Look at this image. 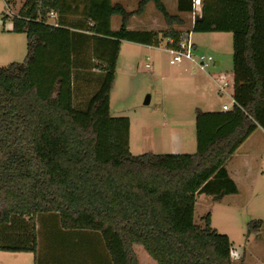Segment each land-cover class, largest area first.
<instances>
[{
	"label": "trees",
	"instance_id": "obj_1",
	"mask_svg": "<svg viewBox=\"0 0 264 264\" xmlns=\"http://www.w3.org/2000/svg\"><path fill=\"white\" fill-rule=\"evenodd\" d=\"M150 2L175 46L185 18L163 0H139L134 10L113 0H26L11 17L12 32L26 34L27 54L0 67V251L31 252L35 264H141L135 245H142L156 264H236L233 243L210 214L204 227L195 223V205L200 194L219 201L239 192L227 162L264 130V0H202L193 30L233 34V106L195 108L194 153L134 155L131 120L112 115L111 92L122 42H160L155 30L129 28ZM192 6L177 0L179 13ZM92 76L96 89L76 102L78 83ZM261 225L252 220L249 231Z\"/></svg>",
	"mask_w": 264,
	"mask_h": 264
},
{
	"label": "rangeland",
	"instance_id": "obj_2",
	"mask_svg": "<svg viewBox=\"0 0 264 264\" xmlns=\"http://www.w3.org/2000/svg\"><path fill=\"white\" fill-rule=\"evenodd\" d=\"M171 14H181L185 25L176 28L184 34L191 31L193 42L198 50L212 54L222 61L219 68L224 73L233 72V34L232 32L194 31L192 15L179 13L170 2L163 0ZM26 0H0V67L12 62H22L27 54L25 33L7 31L4 27L5 14H19ZM128 10L138 6L137 0L121 1ZM14 13V14H13ZM139 18L133 17L130 29L154 30L159 34L158 45H145L123 41L117 65L116 80L111 92V112L113 116H127L131 120L130 151L134 155L147 152L155 154L175 153L164 148L167 142L166 127L179 123L183 131L184 144L180 153H194L197 150L195 106L203 109H217L223 104L232 105L230 89L221 97L215 88L211 91L213 104L205 105L197 97L183 88L175 79L178 65L170 64L171 54L167 50L168 40L162 34L166 22L154 2H150L141 17L142 23L153 22L149 26H136ZM12 22V21H11ZM121 16L112 17V28L119 29ZM92 55V52H90ZM93 64H99L96 59ZM149 64L150 67H146ZM215 69V68H213ZM95 74L98 71H92ZM76 102L84 103L97 87L96 77L91 81H80ZM150 100L146 103L147 96ZM210 107V108H208ZM192 131V134H191ZM170 144V142H169ZM228 168L235 173L239 192L224 196L216 201L211 195H197L195 205V223L204 227L210 214L211 225L219 233L229 236L233 243L232 256L236 264H264V131H255L227 162ZM252 220H261L262 225L256 233L250 232L248 224ZM43 238V236H42ZM39 235L40 254L47 255V248ZM115 250L120 244L115 236L104 237ZM44 244V245H43ZM135 251L141 264H156L142 245H135ZM50 258V257H49ZM52 259H49V261ZM0 264H35L31 252H7L0 255Z\"/></svg>",
	"mask_w": 264,
	"mask_h": 264
},
{
	"label": "crops",
	"instance_id": "obj_3",
	"mask_svg": "<svg viewBox=\"0 0 264 264\" xmlns=\"http://www.w3.org/2000/svg\"><path fill=\"white\" fill-rule=\"evenodd\" d=\"M121 1H123V0H113V2H121ZM137 2H139V0H137ZM163 2L165 3V1H163ZM170 2L173 4V6H175L177 8V0H171ZM165 5H166V3H165ZM51 13L52 12H49L47 14L48 22L51 24H56L57 14L54 12L55 14L52 15ZM143 15H134L133 16V17L137 16L139 18V20L137 21L138 25H136V26H142V24H144L146 27L150 25L147 28L154 29L153 27H151V26H153L152 24L154 21L148 22L147 23L148 25H146V23H142L141 17ZM186 16H188V14H186ZM133 17H132V19H133ZM3 23H4V27L7 31H12L13 23L11 22V20L9 18ZM167 40H168V42H170V39H167ZM86 58L88 60H91V61L96 60V58L93 55H91L90 53L88 54V56ZM176 65H178L179 70H178V73H177L175 79L178 80L177 82L179 84H181V86L183 88H186L187 90L192 92L197 97V100H199V102H201L202 104H205V105L213 104V98H211L210 95H211V91L214 88H215V90L218 91V94L221 97L227 91V89H230V92H231V95L233 98L234 72H232V74H228V73H224L222 70L220 71L219 68L222 66L221 60H219V59L216 60L214 62V64L207 70H202V69L198 68L197 66H195L190 61H184L183 63L176 64ZM213 68H215V69H213ZM95 70L100 72V70H98V69H94V71ZM222 76H223V79L221 78ZM222 80L228 82V86H226V88L224 90L221 89ZM233 103H234V99H233ZM233 103H232V105H233ZM196 107H198V106H195V108ZM199 108H201V107H199ZM208 108H210V107H208ZM201 109L203 111H218V110H221L222 107L221 108L218 107L217 109H206V110L203 108H201ZM165 129H166L165 133H167V136H168V138H167L168 144L164 145V148H170V146H171L172 152H175V153L182 152V150H183L182 147L184 144V137H183L184 135H183V131H181V129H180L179 123L172 124L171 126L168 125ZM258 129H261V128H258ZM262 131H264V130L262 129ZM191 134H192V131H191ZM169 142H170V144H169ZM227 168H228V165H227ZM228 170H229L230 175L232 176V178L236 181V183L238 185V181L235 177L236 176L235 173L229 168H228ZM238 187H239V185H238ZM2 252L3 251H0V255L2 254Z\"/></svg>",
	"mask_w": 264,
	"mask_h": 264
},
{
	"label": "built area",
	"instance_id": "obj_4",
	"mask_svg": "<svg viewBox=\"0 0 264 264\" xmlns=\"http://www.w3.org/2000/svg\"><path fill=\"white\" fill-rule=\"evenodd\" d=\"M202 0H193L192 6V19L195 22V17L201 15L202 12ZM52 15L55 13L52 12ZM172 43L173 40H170ZM167 50L171 54L170 64H180L184 61H190L195 66L202 70L209 69L216 61L215 57L207 52L199 51L196 44L192 40L191 31L188 34H183L182 39L175 46H168ZM146 67H150L146 64ZM223 79V76L221 77ZM228 86V82L222 80L221 89L224 90ZM233 105L223 104L222 110L226 111L232 108Z\"/></svg>",
	"mask_w": 264,
	"mask_h": 264
},
{
	"label": "water",
	"instance_id": "obj_5",
	"mask_svg": "<svg viewBox=\"0 0 264 264\" xmlns=\"http://www.w3.org/2000/svg\"><path fill=\"white\" fill-rule=\"evenodd\" d=\"M202 17H203V9H202L201 15H200V16L197 15V16L195 17V20H198L199 18H202ZM149 100H150V96L148 95L147 98H146V101H145V102L148 103Z\"/></svg>",
	"mask_w": 264,
	"mask_h": 264
}]
</instances>
